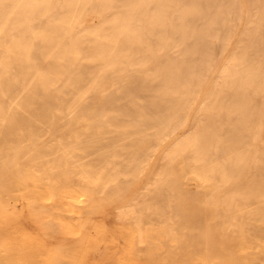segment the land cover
<instances>
[{"label":"bare ground","instance_id":"6f19581e","mask_svg":"<svg viewBox=\"0 0 264 264\" xmlns=\"http://www.w3.org/2000/svg\"><path fill=\"white\" fill-rule=\"evenodd\" d=\"M0 264H264V0H0Z\"/></svg>","mask_w":264,"mask_h":264}]
</instances>
